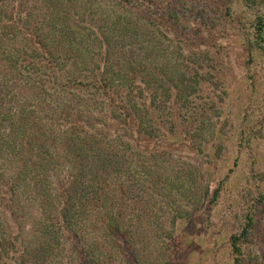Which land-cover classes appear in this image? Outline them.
<instances>
[{"label": "trees", "instance_id": "trees-1", "mask_svg": "<svg viewBox=\"0 0 264 264\" xmlns=\"http://www.w3.org/2000/svg\"><path fill=\"white\" fill-rule=\"evenodd\" d=\"M207 1L0 0V264H147V238L173 243L214 208L234 170L211 189L188 152L223 150L203 117L224 102L216 56L240 46L252 89L264 79V0ZM188 16L208 30L200 46L180 32ZM250 105L262 122L244 114V148L264 132ZM257 197L231 237L237 263Z\"/></svg>", "mask_w": 264, "mask_h": 264}, {"label": "rangeland", "instance_id": "rangeland-1", "mask_svg": "<svg viewBox=\"0 0 264 264\" xmlns=\"http://www.w3.org/2000/svg\"><path fill=\"white\" fill-rule=\"evenodd\" d=\"M191 2L199 7L201 3L208 1L191 0ZM211 6L215 8L214 4ZM189 19L190 16L186 18L187 21ZM185 24L191 28L180 30L187 35L184 37L190 38L189 41L197 46L203 44L205 37L208 36V30H202L198 25L190 24L189 21H185ZM221 27V25L218 26L219 32H221ZM214 37L222 38L218 34ZM239 48L240 46H235V51L230 57L218 55L214 59L216 66L220 69L219 74L223 76L218 89H223L225 92L223 96L222 92L218 91L217 100L224 102L218 104L221 116L203 115L207 123L212 120L217 124L216 131L221 132L223 136L220 143L223 150L216 157L218 149L210 153L206 148L208 144H205L202 147L204 153L201 155L188 152L193 162L209 166V170L213 173L212 177L214 176L213 179L209 177L212 179L211 189L218 185L215 178L217 180L222 178L231 169L234 170L232 178L223 187L220 198L212 210L208 209V203H205L204 208L196 213L195 223L180 224L174 233L175 242L169 243V235H165L167 243L160 242V245L155 248L153 239H146L144 244L148 248L144 262L147 264L148 262L153 264L155 257L164 259L162 262L165 264H264V206L258 209V221L261 220V223L255 225L253 238L243 243L245 255L243 262H236L231 244V237L242 231L247 208L253 200H257L258 191H264V132L259 139L251 143L249 148L239 145L242 138L241 127L244 114H248L249 122L252 123L250 125L262 122L261 112L254 113L256 105L253 108L250 104L255 103L258 108L264 104V79L256 85V89H252L250 78L254 75L255 65L245 66ZM225 85L227 88L224 87ZM250 107H252L251 114L247 112ZM203 138L208 139L209 137ZM252 168L256 175L251 171ZM168 255H170L169 259H167Z\"/></svg>", "mask_w": 264, "mask_h": 264}]
</instances>
